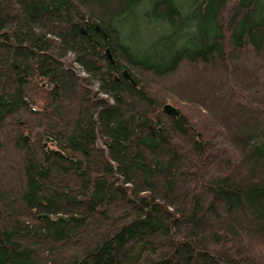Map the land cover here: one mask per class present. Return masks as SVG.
<instances>
[{"label": "trees", "instance_id": "1", "mask_svg": "<svg viewBox=\"0 0 264 264\" xmlns=\"http://www.w3.org/2000/svg\"><path fill=\"white\" fill-rule=\"evenodd\" d=\"M240 55L264 72V0H0V264H264Z\"/></svg>", "mask_w": 264, "mask_h": 264}, {"label": "rangeland", "instance_id": "2", "mask_svg": "<svg viewBox=\"0 0 264 264\" xmlns=\"http://www.w3.org/2000/svg\"><path fill=\"white\" fill-rule=\"evenodd\" d=\"M239 58H241V59L237 63V65L243 66V67H245V69L246 68H249V69H251L253 71H255V69H256L257 70V77L260 79L259 82L264 86V72L263 71L262 72L261 71H258L259 69L252 64V59L253 58L250 57L251 60H249V64L246 63V59H244L243 56L240 55ZM201 70H202V68H198V69L195 70L194 68H192L190 66H183V68H181V71H180V73L177 76L176 75H174V76H168V77L163 78V79L160 80V79H156V78H154L153 76L150 75V78L149 79L150 80H153V81H155L157 83V87H156V91L155 92H158V90H161L162 88H168L169 89V88H175L176 86H184V85H186V86L191 85L192 86L194 84H198L199 81H197L195 79V77L198 76L197 74H199V72ZM260 91L261 90L257 91V93L260 92ZM260 94L261 93H259V95ZM174 99L180 101V99H178L176 97ZM166 103L172 104L173 106L179 108V105H177V103H175L171 99H170V101H167ZM262 106L264 107V104ZM192 107H194V104H192ZM263 115H264V111H263V114L262 115L260 114V117L262 116L261 119L264 121V116ZM194 121H196V120H194ZM232 121L235 122L234 120H232ZM211 126L212 127H215V128H218L219 127V126H214V125H211ZM219 137H218V141L222 145L221 146H220V144L217 145L218 146L217 148H221L222 149V148L225 147L226 144H225L224 138H222L221 136H219Z\"/></svg>", "mask_w": 264, "mask_h": 264}, {"label": "water", "instance_id": "3", "mask_svg": "<svg viewBox=\"0 0 264 264\" xmlns=\"http://www.w3.org/2000/svg\"><path fill=\"white\" fill-rule=\"evenodd\" d=\"M107 54L110 56V50H109V49H107ZM110 58H111V56H110ZM124 74H125V76H127L129 79H131V81L134 82V80L131 78L130 74H129L127 71H125ZM164 110H165L167 113L172 114V115H175V116H177V115L179 114L178 109H177L175 106H173L172 104H166V105L164 106Z\"/></svg>", "mask_w": 264, "mask_h": 264}]
</instances>
